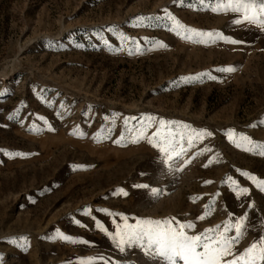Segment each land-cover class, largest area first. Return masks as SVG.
Returning <instances> with one entry per match:
<instances>
[{
  "label": "rangeland",
  "instance_id": "obj_1",
  "mask_svg": "<svg viewBox=\"0 0 264 264\" xmlns=\"http://www.w3.org/2000/svg\"><path fill=\"white\" fill-rule=\"evenodd\" d=\"M0 264H264V0H0Z\"/></svg>",
  "mask_w": 264,
  "mask_h": 264
}]
</instances>
